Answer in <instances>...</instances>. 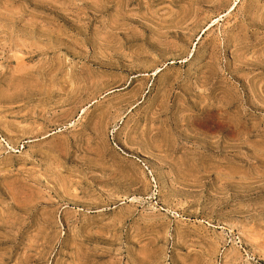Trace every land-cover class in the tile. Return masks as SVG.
<instances>
[{
  "label": "rangeland",
  "instance_id": "rangeland-1",
  "mask_svg": "<svg viewBox=\"0 0 264 264\" xmlns=\"http://www.w3.org/2000/svg\"><path fill=\"white\" fill-rule=\"evenodd\" d=\"M0 264H264V0H0Z\"/></svg>",
  "mask_w": 264,
  "mask_h": 264
}]
</instances>
